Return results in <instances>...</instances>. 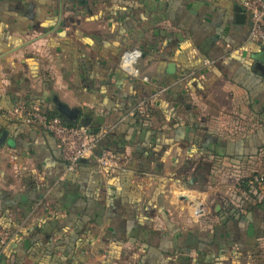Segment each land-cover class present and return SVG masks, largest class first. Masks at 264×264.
Returning <instances> with one entry per match:
<instances>
[{
	"label": "crops",
	"instance_id": "crops-1",
	"mask_svg": "<svg viewBox=\"0 0 264 264\" xmlns=\"http://www.w3.org/2000/svg\"><path fill=\"white\" fill-rule=\"evenodd\" d=\"M244 1L0 0V223L6 212L35 233L0 264H80L90 251L86 264H264V205L219 225L224 203L208 211L192 190L201 163L189 161L227 155L239 177L264 173V43L249 39ZM134 48L148 81L120 67ZM146 99L153 115L141 120ZM56 100L114 156L108 175L99 153L69 172L47 130L8 114L51 113Z\"/></svg>",
	"mask_w": 264,
	"mask_h": 264
},
{
	"label": "built area",
	"instance_id": "built-area-1",
	"mask_svg": "<svg viewBox=\"0 0 264 264\" xmlns=\"http://www.w3.org/2000/svg\"><path fill=\"white\" fill-rule=\"evenodd\" d=\"M243 8L251 21L249 39L264 43V0H245ZM141 57L142 52L139 49L127 50L121 56L120 67L132 78L148 81L149 78L137 66ZM206 64H210V62L206 61ZM153 105V100H143L136 111L147 116ZM8 114L47 130L56 139L62 156L67 162L69 172H78L81 162L96 154L97 140L93 137L88 126L66 124L59 116H50L48 113L30 109L23 104L15 106L8 111ZM97 164L99 171L104 175H108L116 167L114 156L108 151H103L97 155ZM252 182L262 184L264 174L255 176ZM9 237L10 235L6 239L3 238L2 242L6 243L5 241Z\"/></svg>",
	"mask_w": 264,
	"mask_h": 264
},
{
	"label": "trees",
	"instance_id": "trees-1",
	"mask_svg": "<svg viewBox=\"0 0 264 264\" xmlns=\"http://www.w3.org/2000/svg\"><path fill=\"white\" fill-rule=\"evenodd\" d=\"M48 114L50 116H59L62 118L64 123L72 125V123H69L64 117H62L61 113L58 110V106L56 110ZM152 115H153V107L150 108L147 116L136 111L137 118L141 120H142V117L146 118L147 120H150ZM76 124L88 126L87 125L88 122L82 119ZM263 146H261L260 148H262ZM96 153L100 154L101 152H98L96 148ZM229 158L232 159L233 157L227 156V155H213V156H200V155L194 156L192 155L189 157V161L191 164L201 163V166H202L201 171H199L200 166H198L197 172H195V175H197V178L199 179V178H205L207 175H210V174H213V175L222 174L221 171L228 172L229 169H233V166H228L226 165V163H224V161H226V159H229ZM243 158H246V157L245 156L238 157V159L240 160H242ZM214 163H217L219 167L215 166ZM212 167L213 169H211ZM212 170L213 172H210ZM262 174L264 173H257L247 178L239 177L236 183L235 199L234 200L229 199L225 201L223 208L218 213L220 217L219 225H226L230 222L239 221V219L244 217L246 214L252 212L256 207L264 205V182L262 184L252 182L255 176H259ZM2 224L0 223V252H2L1 253L2 256L4 255L6 257L4 258L2 257L0 261L2 262L3 259L6 260V258H9V255L11 257L14 256V258L16 257V260L17 258L21 259L22 254L20 250L16 251L17 249L16 246H18L19 243H22V242L25 243L27 240L29 243V240H30L29 234L31 235V239H34L35 233L32 231L30 232L29 231H22V232L19 231L16 235H12L11 239L9 240V244L5 246L4 243L3 244L1 243V226H3ZM21 233L24 234L23 236H25L28 233V238L26 239L24 237H20ZM49 238L50 236L47 237V239ZM36 240L37 239H35V241ZM30 254L34 256L33 253H30Z\"/></svg>",
	"mask_w": 264,
	"mask_h": 264
},
{
	"label": "rangeland",
	"instance_id": "rangeland-1",
	"mask_svg": "<svg viewBox=\"0 0 264 264\" xmlns=\"http://www.w3.org/2000/svg\"><path fill=\"white\" fill-rule=\"evenodd\" d=\"M226 165L232 166V163H230V164L227 163ZM240 167H241V164L237 163V166L233 167V169H235L236 171H231L227 176H225L223 171H221L222 174H217V175H213L210 177L207 176L205 178H202V180L197 183V185L199 187L192 189V190H196L197 192H200V191L203 192L199 196H200L201 200H203L205 202H207V201L209 202V210L207 209L208 211L215 213L216 211H215L214 207L216 205L221 206L225 201H227L229 199H231V200L235 199V191L236 190L232 187V185H229V184H230L232 179L234 181L235 179L239 178L240 174L238 175L237 170H240ZM221 176H223V177L220 178ZM189 190H191V189H189ZM197 192H195V193L197 194ZM213 197H215V199ZM183 205H184V208H186V212H188V213H189V211L191 212V213H189V215H191V216H192V214L193 215L195 214V210L199 211L198 209H195L193 207V204L189 201H185V203H183ZM171 208H172V212L181 213V215H182V202L172 203ZM1 216H2L1 221L4 223V224H2L3 226H1V243L3 244V242H2L3 238L6 239L10 235L9 239L5 241L6 243H4V245L7 246L9 244V240L11 239L12 235H16L18 233V231L21 230L22 220H21V217L18 216V221L15 222V220H13L14 218L12 219L11 217H9L6 212L4 214H2ZM10 218H11V221H10ZM81 243L82 242H79L78 245ZM81 252H83V251H81ZM93 254L94 253L90 251L87 254V256L85 254L84 257L83 258L81 257L80 260L81 261L84 260L83 262H84V264H86V262L89 261V259L93 256ZM91 260L94 261L97 259L92 258ZM117 260L118 259H111V261H117ZM81 261H79L80 264H82ZM108 264H112V262H108Z\"/></svg>",
	"mask_w": 264,
	"mask_h": 264
},
{
	"label": "water",
	"instance_id": "water-1",
	"mask_svg": "<svg viewBox=\"0 0 264 264\" xmlns=\"http://www.w3.org/2000/svg\"><path fill=\"white\" fill-rule=\"evenodd\" d=\"M245 14L242 12V9L240 7L236 8V19L237 21H244ZM256 60L258 61V65L264 64V48L262 51L256 56ZM170 69H172V66L170 65ZM56 103L58 105V110L61 113L62 117H64L69 123L76 124L78 123L82 118L81 111H78L76 109H71L64 103L56 100ZM89 125V123L87 124ZM8 138V131L7 130H0V147H3L7 143ZM181 198H185V200L188 199V196L181 195Z\"/></svg>",
	"mask_w": 264,
	"mask_h": 264
}]
</instances>
